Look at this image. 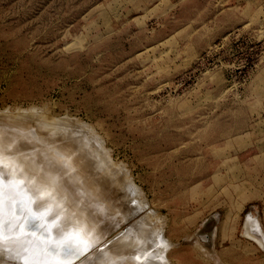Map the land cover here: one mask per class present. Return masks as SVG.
Returning <instances> with one entry per match:
<instances>
[{
  "label": "rangeland",
  "instance_id": "374dc122",
  "mask_svg": "<svg viewBox=\"0 0 264 264\" xmlns=\"http://www.w3.org/2000/svg\"><path fill=\"white\" fill-rule=\"evenodd\" d=\"M0 118L48 243H84L0 264H264L262 0H0Z\"/></svg>",
  "mask_w": 264,
  "mask_h": 264
},
{
  "label": "bare ground",
  "instance_id": "6f19581e",
  "mask_svg": "<svg viewBox=\"0 0 264 264\" xmlns=\"http://www.w3.org/2000/svg\"><path fill=\"white\" fill-rule=\"evenodd\" d=\"M9 115V114H8ZM4 117V116H3ZM2 117V118H3ZM1 119V118H0ZM12 120V119H11ZM55 120V119H54ZM59 120V119H58ZM2 121V120H1ZM56 121V120H55ZM62 121V120H60ZM58 122V121H57ZM13 123V122H12ZM18 123V122H17ZM5 125H8L5 124ZM16 125V124H15ZM3 126V125H2ZM18 127V126H16ZM5 128V127H4ZM10 128H11V125H10ZM6 129V128H5ZM9 129V128H8ZM23 129V128H22ZM91 130V129H90ZM8 131V130H7ZM11 132V131H9ZM14 132V131H13ZM92 132V131H90ZM27 133V132H26ZM8 134V133H7ZM15 134V133H14ZM95 135V134H94ZM15 137V136H14ZM14 137L12 139H14ZM17 137V136H16ZM17 140V139H16ZM97 143V142H96ZM12 145V144H11ZM11 147V146H10ZM21 149V147H19ZM59 152V151H58ZM106 152V151H104ZM109 152V151H108ZM1 153V152H0ZM14 156V155H13ZM33 156V155H32ZM1 157V156H0ZM75 157V156H74ZM5 158V157H4ZM3 158V159H4ZM28 158V157H27ZM41 158V157H40ZM46 158V156H45ZM31 159V158H30ZM34 160V159H33ZM51 162V161H50ZM49 162V163H50ZM21 164V163H20ZM20 164H19V167H20ZM35 164V163H34ZM4 165V164H3ZM54 165V164H53ZM18 167V168H19ZM61 167V166H60ZM16 168V167H15ZM21 169V168H20ZM22 170V169H21ZM25 170V169H24ZM40 170V169H39ZM58 170V169H57ZM56 170V171H57ZM28 171V170H26ZM32 171V170H31ZM30 171V172H31ZM51 171V170H50ZM35 172V171H34ZM40 172V171H39ZM62 172V171H61ZM33 173V172H32ZM42 173V172H41ZM43 174V173H42ZM39 175V173L37 174ZM48 175V174H47ZM126 176V175H125ZM26 177V176H25ZM36 177V176H35ZM39 177V176H38ZM56 177V176H55ZM123 177V176H122ZM27 178V177H26ZM42 178V177H41ZM40 178V179H41ZM63 178V177H62ZM39 179V180H40ZM120 179V178H119ZM43 178H42V182H43ZM59 180V178H58ZM62 181H64L62 179ZM35 182V181H34ZM38 182V181H37ZM59 182V181H58ZM56 183V182H55ZM75 183V181H74ZM0 184L3 185L4 187V192H3V202H2V205H0V211H2V214H3V218L5 220H11V224L10 226H6L5 228V235L3 236H0V237H6V234L9 233V235H11V240L14 239V240H17L18 242L20 243H30L32 247H34L36 245V242L40 241L38 240L37 238H39L38 236L36 238V236H34V232H35V229H32L30 231H26V232H22L20 231L21 229V226L24 224V222L27 220V216L26 215H19L18 212H19V209L17 207V201L18 200H23L24 201V205H25V208L27 211H30L31 214L33 216H36V217H39L40 218V221L47 226V235L50 234L49 233V230L50 227L48 228V222L50 221H47V219L45 220L44 218V213L47 212V209L46 207L48 206H40V207H37L38 205H36L37 203H35V198H36V194L34 192H32V190L29 189V187L27 188V185H26V182L25 180L21 177V175H19L17 172H14V171H11L9 172V168H7V164H5V166L1 167L0 168ZM54 184V183H53ZM60 184V183H58ZM57 184V185H58ZM29 185V184H28ZM56 185V184H55ZM54 185V186H55ZM38 188V187H37ZM36 188V189H37ZM103 189V188H102ZM69 191V190H68ZM132 191V190H131ZM139 191V190H138ZM36 192V190H35ZM41 192V191H40ZM63 193V192H62ZM61 193V194H62ZM46 194V193H45ZM67 194V193H66ZM69 194V193H68ZM133 194V193H132ZM44 195V194H43ZM39 197V196H38ZM37 197V198H38ZM40 197H43V196H40ZM39 197V198H40ZM66 197V196H65ZM83 197V196H82ZM81 197V198H82ZM36 198V199H37ZM68 200V198H67ZM73 200V199H72ZM132 200V199H131ZM70 202V201H69ZM68 202V203H69ZM136 204V203H135ZM77 205V204H76ZM37 207V208H36ZM54 208V207H53ZM44 210H46L44 212ZM49 210V209H48ZM44 212V213H43ZM40 213V215H38ZM46 214V213H45ZM78 214V213H77ZM91 216V215H90ZM93 216V215H92ZM96 216V215H95ZM254 216V215H253ZM52 217H50V220H51ZM55 217H53L54 219ZM85 218V216H84ZM49 220V219H48ZM51 223V222H50ZM256 223V222H255ZM159 224V223H158ZM50 225V224H49ZM256 225V224H255ZM51 226V225H50ZM52 227V226H51ZM260 227V226H259ZM92 228V227H91ZM96 228V227H95ZM258 228V227H257ZM256 228V229H257ZM53 228H51V231H52ZM90 229V228H89ZM54 230V229H53ZM56 230V229H55ZM253 230V229H252ZM263 230V229H262ZM158 231V230H157ZM258 231V230H257ZM55 233V232H54ZM94 234V233H93ZM76 234H74L70 241L73 243V246L74 247H78V250L81 252V250L84 248V243L82 242V239L80 238H75ZM96 235V234H95ZM51 236V234H50ZM35 237V238H34ZM145 237V236H144ZM50 239V237H49ZM148 240V239H147ZM43 242V240L41 241ZM44 243V242H43ZM63 243V242H61ZM60 243V244H61ZM170 243V242H169ZM41 244V243H40ZM42 247V246H41ZM169 249V248H168ZM167 249V250H168ZM166 250V249H165ZM67 254H61L60 256H58V259H65V256ZM72 256L71 255H67V258L66 259H70ZM80 258V257H79ZM114 258V257H113ZM57 259V257H56ZM78 259V258H77ZM105 260V259H103ZM135 260V259H134ZM115 261V260H114ZM77 262V260H76ZM103 264V263H102ZM120 264V263H119Z\"/></svg>",
  "mask_w": 264,
  "mask_h": 264
},
{
  "label": "snow or ice",
  "instance_id": "6c2138e0",
  "mask_svg": "<svg viewBox=\"0 0 264 264\" xmlns=\"http://www.w3.org/2000/svg\"><path fill=\"white\" fill-rule=\"evenodd\" d=\"M3 192L4 187L2 184H0V205H2L3 202ZM16 203L19 209L18 214L27 216V220L21 226L20 231L26 232L35 229V234H37L44 242L43 251L52 254L54 258L60 256L61 254H67L71 256L82 255V253L78 250V247H74L71 241L63 242L59 246H53L49 244L47 226L40 221L39 217L33 216L30 211L26 210L23 200H18ZM11 222L12 221L10 219L5 220L3 218L2 211H0V236L5 235V228L6 226H10ZM67 255L65 256V259L67 258ZM145 258H147V254Z\"/></svg>",
  "mask_w": 264,
  "mask_h": 264
},
{
  "label": "water",
  "instance_id": "95a60500",
  "mask_svg": "<svg viewBox=\"0 0 264 264\" xmlns=\"http://www.w3.org/2000/svg\"><path fill=\"white\" fill-rule=\"evenodd\" d=\"M26 264V263H17V261L15 262V260H9V264Z\"/></svg>",
  "mask_w": 264,
  "mask_h": 264
},
{
  "label": "crops",
  "instance_id": "0c3cea01",
  "mask_svg": "<svg viewBox=\"0 0 264 264\" xmlns=\"http://www.w3.org/2000/svg\"><path fill=\"white\" fill-rule=\"evenodd\" d=\"M264 2V0H262Z\"/></svg>",
  "mask_w": 264,
  "mask_h": 264
}]
</instances>
